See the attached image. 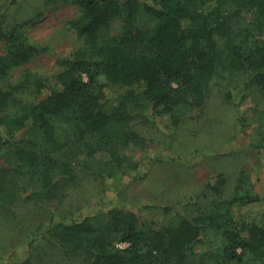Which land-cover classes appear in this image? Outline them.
Returning <instances> with one entry per match:
<instances>
[{
	"label": "trees",
	"instance_id": "1",
	"mask_svg": "<svg viewBox=\"0 0 264 264\" xmlns=\"http://www.w3.org/2000/svg\"><path fill=\"white\" fill-rule=\"evenodd\" d=\"M43 4L78 11L65 23L77 46L47 70L20 69L49 48L0 6V213L17 229L29 222L28 247L46 240L66 264H264V210L252 218L243 212L264 203L249 176L255 167L238 172L227 197L218 173L205 185L216 200L162 206L164 223L121 205L75 218L60 211L83 179L102 185L140 173L133 151L144 152L147 140L136 120L163 117L175 129L214 89L238 111L247 101L262 105L247 159L264 156V0Z\"/></svg>",
	"mask_w": 264,
	"mask_h": 264
},
{
	"label": "rangeland",
	"instance_id": "2",
	"mask_svg": "<svg viewBox=\"0 0 264 264\" xmlns=\"http://www.w3.org/2000/svg\"><path fill=\"white\" fill-rule=\"evenodd\" d=\"M0 6L7 7L6 11L12 17L25 23L23 30L26 35L49 48V53L34 57L20 69L47 70L54 65L58 55L77 46L75 36L65 28V23L78 13L75 5L47 6L43 0H0ZM3 46L4 43L0 42V54L4 53ZM257 108L262 110V105ZM257 108L247 101L240 105L238 111L232 102L223 101L221 90L214 89L205 107L190 114L175 129L163 117L151 116L136 120L134 129L147 140L144 152L133 151L136 157L141 155L140 173L109 179L102 185L97 180L83 179L80 184L69 189L60 211L61 208L68 210L75 218L80 213L89 215L98 209L121 205L139 210L145 219L164 223L169 217L161 208L169 202L181 205L192 196L198 203L216 200L214 192L205 190L207 181L215 174H222L226 178L221 195H231L234 180L243 167H255L249 176L254 191L264 198V156L256 155L249 161L247 159L253 153L249 144ZM242 115L249 122L240 123ZM171 155L179 157L175 161L168 160ZM147 201L158 202L159 208L143 209ZM263 210L264 203H255L247 206L243 212L252 218ZM14 226L15 222L9 214L0 213V245L7 244L9 248L7 252H1L0 246V264L68 263L46 240L39 239L31 248L28 247L25 234L33 228L29 222L25 221L18 229ZM118 245L124 247L125 243Z\"/></svg>",
	"mask_w": 264,
	"mask_h": 264
},
{
	"label": "built area",
	"instance_id": "3",
	"mask_svg": "<svg viewBox=\"0 0 264 264\" xmlns=\"http://www.w3.org/2000/svg\"><path fill=\"white\" fill-rule=\"evenodd\" d=\"M119 246V245H118Z\"/></svg>",
	"mask_w": 264,
	"mask_h": 264
}]
</instances>
